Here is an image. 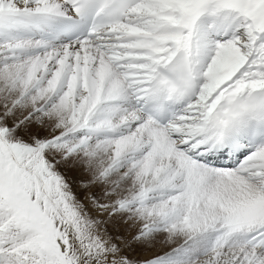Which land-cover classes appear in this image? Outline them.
Instances as JSON below:
<instances>
[{"label": "snow or ice", "instance_id": "obj_1", "mask_svg": "<svg viewBox=\"0 0 264 264\" xmlns=\"http://www.w3.org/2000/svg\"><path fill=\"white\" fill-rule=\"evenodd\" d=\"M0 264H264V0H0Z\"/></svg>", "mask_w": 264, "mask_h": 264}]
</instances>
